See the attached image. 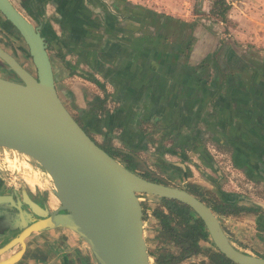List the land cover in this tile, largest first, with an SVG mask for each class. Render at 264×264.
I'll list each match as a JSON object with an SVG mask.
<instances>
[{
	"label": "crops",
	"instance_id": "crops-1",
	"mask_svg": "<svg viewBox=\"0 0 264 264\" xmlns=\"http://www.w3.org/2000/svg\"><path fill=\"white\" fill-rule=\"evenodd\" d=\"M10 1L37 22L57 96L93 141L177 188L264 203L260 22L228 15L238 22L223 35L201 21L206 0ZM234 3L231 15L241 9ZM222 221L234 236L255 225L243 213ZM79 241L65 229L32 233L12 264H85Z\"/></svg>",
	"mask_w": 264,
	"mask_h": 264
},
{
	"label": "water",
	"instance_id": "water-1",
	"mask_svg": "<svg viewBox=\"0 0 264 264\" xmlns=\"http://www.w3.org/2000/svg\"><path fill=\"white\" fill-rule=\"evenodd\" d=\"M0 14L23 40L34 68L32 75L0 49V61L18 79L0 78V148L36 163L47 176L57 200L56 208L51 210L34 203L24 191L21 201L0 195V206L9 205L0 209V215L14 219L19 229L0 247V255L14 246L20 248L0 264L16 262L30 234L52 229L69 230L78 236L95 264H150L143 236L141 196L171 199L189 207L215 248L233 263L264 264L263 258L234 250L213 213L197 198L163 181L140 177L97 146L58 98L38 28L9 0H0ZM136 162L147 171L139 159ZM231 198L251 202L235 194ZM252 204L264 209L262 203ZM11 209L16 211L17 219L9 212Z\"/></svg>",
	"mask_w": 264,
	"mask_h": 264
},
{
	"label": "flooded vegetation",
	"instance_id": "flooded-vegetation-1",
	"mask_svg": "<svg viewBox=\"0 0 264 264\" xmlns=\"http://www.w3.org/2000/svg\"><path fill=\"white\" fill-rule=\"evenodd\" d=\"M10 1V0H9ZM11 2V1H10ZM12 4V2H11ZM12 6L28 21L32 24V26L37 27V22H35V20L32 18V16L30 15V13L22 6L19 7H15L13 4ZM0 26H2L4 29H6L7 31H11L14 37L17 38L18 41H20V43L22 44V46L25 48L26 50V55H27V49L26 46L23 42V40L21 39V37L19 36V34L16 32V30L9 24V22H7L2 15L0 14ZM10 32V33H11ZM38 32H39V28H38ZM40 34V33H39ZM12 36V38H13ZM41 36V35H40ZM44 41V40H43ZM45 43V42H44ZM46 45V43H45ZM0 49H2L4 52H6L7 54H9L11 57H13L25 70H27L17 59L16 57L10 53L9 50L5 49L4 47L0 46ZM46 52H47V46H46ZM48 55V54H47ZM27 59L29 60V63L31 65L30 62V58L27 55ZM49 59V58H48ZM32 66V65H31ZM34 69V68H33ZM28 71V70H27ZM29 72V71H28ZM3 73L5 75V78L8 76H12L13 80L18 81L17 77L14 76L10 70L0 61V78H2ZM30 73V72H29ZM32 74V73H30ZM8 75V76H7ZM34 75V74H32ZM55 88V87H54ZM56 91V89H55ZM66 109V108H65ZM67 110V109H66ZM67 112L71 115V117L75 120V122L78 124L76 118L67 110ZM78 126L83 130V128L78 124ZM84 131V130H83ZM85 132V131H84ZM86 133V132H85ZM87 134V133H86ZM88 136V134H87ZM89 137V136H88ZM90 138V137H89ZM91 139V138H90ZM92 140V139H91ZM93 141V140H92ZM97 146H99L101 149H103L105 152L106 151H117V150H113L110 147H105L99 143H96L95 141H93ZM118 152V151H117ZM107 153V152H106ZM108 154V153H107ZM21 155V154H20ZM127 156V155H126ZM128 157V156H127ZM114 158V157H113ZM116 159V158H115ZM120 159V158H119ZM132 159L130 157H128V159H120L119 162L126 167L129 171L140 175V177L146 179V180H151V181H155L157 183H161L162 180H156L153 179L152 175L150 173V171L146 168L147 171H144L143 169H137L136 171L134 170V167H131L130 165L133 164ZM142 170V171H141ZM164 182V181H163ZM166 183V182H165ZM168 184V183H166ZM170 185V184H168ZM189 185H195L193 183H187V185L184 188H178V189H182L186 192H188V186ZM36 186V185H34ZM172 187H175L173 185H170ZM37 187V186H36ZM177 188V187H175ZM202 188V187H200ZM203 189V188H202ZM22 191L25 192L24 189L19 188L18 190H15L13 187L11 189L6 190L5 188H3V182L0 180V195H9L12 197V199L14 201H21L22 198ZM220 192V191H219ZM28 193V197L34 202L37 203L38 205H44L43 202L41 201V199L38 196H31L29 192ZM189 193V192H188ZM224 193V192H221ZM190 194V193H189ZM224 194H229L230 196L232 195V193H224ZM193 196V195H192ZM144 197H151V196H144ZM155 200L157 201V203L154 205V207L152 209L155 208H159V201L157 199V197H154ZM196 198V197H195ZM198 199V198H197ZM199 200V199H198ZM200 201V200H199ZM231 203L237 204L238 206H244V207H252V209H255V213L254 212H248L247 214H251L254 215V219H255V226H258L259 230H251L249 227L245 228L244 230L242 229V231H240V234L237 236H234L233 234H231L229 232L228 229L225 228V225L223 224L222 219L225 218H237L239 217L240 214L236 216H217L215 215L209 208V210L213 213V215L215 216V218L217 219V221L219 222L220 228L223 232V234L225 235L228 243L231 245V247L236 250L239 253L242 254H246L249 256H253V257H257V258H263L264 259V255L260 254V246L264 247V237L262 236V232H264V209H262L261 207L259 208L258 206L254 205V204H242V202H239L238 200H235L234 198H232L231 200H229ZM201 202V201H200ZM205 206L206 204L204 202H202ZM264 204V203H263ZM184 205V204H183ZM186 206V205H185ZM9 207V205H1L0 209L2 208H6ZM22 207L26 209V206L22 204ZM207 207V206H206ZM189 208V207H188ZM208 208V207H207ZM151 209V210H152ZM190 209V208H189ZM151 210H150V218L153 219V221L155 222V224L157 225V229L155 231V234L157 235V237L159 238V243L160 246H157V249H155L154 251H148L149 253V258H150V264H214L210 259L209 256L213 253H219V251L215 248V246L213 245V243L211 242L202 222L200 221V219L194 214L192 215V219L190 220L189 223L192 224H198V221H200L201 223V227L200 231H202L203 237L202 238H198V240L196 241L195 246H193L190 243V240L183 237V229L176 227V229H174V234H176L177 239H173V238H169L167 234L162 233L160 231V227L157 223V221L154 219V217L151 215ZM165 212V210H163ZM11 214H13L12 216H15L14 218L17 219V215H16V211L15 210H10L9 211ZM243 214L247 215L246 213L243 212ZM144 215H145V210H144ZM32 218H36V216H34L33 214H31ZM145 217V216H144ZM17 224L14 222V219L9 220L8 217L0 215V233L4 234H10L11 237L9 240L4 241L2 245H4L5 243H7L8 241H10L14 236H16L19 232V229L16 228ZM173 225V224H172ZM11 226H14V228H11ZM13 248V247H12ZM196 249V250H195ZM221 254V253H219ZM222 255V254H221ZM223 256V255H222ZM224 257V256H223ZM225 258V257H224ZM226 260H228L227 258H225ZM157 261V263H156ZM230 262V264H235L232 261L228 260Z\"/></svg>",
	"mask_w": 264,
	"mask_h": 264
},
{
	"label": "rangeland",
	"instance_id": "rangeland-1",
	"mask_svg": "<svg viewBox=\"0 0 264 264\" xmlns=\"http://www.w3.org/2000/svg\"><path fill=\"white\" fill-rule=\"evenodd\" d=\"M207 1L208 0H206L205 3H207V5H208ZM226 1H228L230 3V10H231L232 9L231 3L232 2L234 3V0H226ZM241 2L242 3H240V4L234 3V5L237 7L241 6V9H239V10L234 9L236 11V13H234L232 15H231L230 10H229L228 15H230L231 17L236 16L235 18H238L241 21H242V19H240V18L248 20L247 18L250 17L248 22H250L251 20H254V21L256 20V21L260 22V40H264V0H260V4L257 0H242ZM245 5H247V7ZM257 6L260 7V12H257L256 9H254ZM227 18H228V16H227ZM235 20L236 19H234V18H228L227 22H223V21H217V22L215 21L214 22L213 19L209 18L208 13L206 12L204 14V16H202L201 21L205 22L207 25L210 24L211 26H213V28L218 26L216 28H218V30L221 32V34L225 35V34H228L227 32L229 31L227 29V27H229V29H230V27L235 26V24L232 23ZM236 22H238V21H235V23ZM219 23H221V24H219ZM236 30H237V33H234L233 32L234 30H232V32L237 36H239L240 33H245L243 31L244 29H241V28H239V29L236 28ZM10 32L11 31H7L2 26H0V46L9 50L10 53H12L16 57V59L30 73L34 74V69L30 65L29 60L27 59L25 48L22 46L20 41H18L17 38L13 36L14 33H12V32L10 33ZM12 36H13V38H12ZM2 78H5L4 73H3ZM6 79H12L13 80V77L8 76V77H6ZM5 154H7V155H5ZM116 160L119 161L120 159L116 158ZM5 162H6V164H5ZM16 162H18V165L16 164ZM30 162H31L30 165H32L31 169L33 171H35V175L30 172L31 170L29 168L26 167L22 155H20L19 153H16L15 151H12V150L8 151L6 149L0 148V180L3 182V188H5L6 190L11 189L12 187L15 190H18L19 188L24 189L25 192H29L31 196H35V195L38 196L41 199V201L43 202V204L47 206L46 203L50 204L49 196H51V194H50L51 184H50L47 176L38 167V165L32 161H30ZM6 165H8V166H6ZM34 185H36L37 187ZM204 190H206V189H204ZM207 191H209V190H207ZM140 198H142L141 206L143 209V216H144V210H145L144 219L142 217L144 240H145V243L147 246V250L154 251L155 249H157V246H160V243H159V238L155 234V231L157 229V225L155 224L153 219L150 218L149 215H150V210L154 207V205L157 203V201L153 198H150V197L146 198L144 196H141ZM56 203H57V201H53L50 204L51 208H54ZM247 204H249V203H247ZM56 206H57V204H56ZM246 224L250 225V226H243V225H238V226H239V228H242V229L243 228L245 229L247 227H249L250 229H254V228L257 229L256 226L251 224V223H246ZM10 237H11V235L7 234L5 239L3 238V240L0 243L2 244L4 241L10 239ZM79 240H80L79 242H81L83 244V242L80 238H79ZM1 244H0V247H1ZM83 246H84L83 248L85 250V257L87 258V262H85V264H95L93 262L91 256H90V253H89L87 247L84 244H83ZM260 254L264 255V247L263 246H260Z\"/></svg>",
	"mask_w": 264,
	"mask_h": 264
},
{
	"label": "trees",
	"instance_id": "trees-1",
	"mask_svg": "<svg viewBox=\"0 0 264 264\" xmlns=\"http://www.w3.org/2000/svg\"><path fill=\"white\" fill-rule=\"evenodd\" d=\"M208 16L213 21L227 22V16L230 10V3L226 0H208ZM110 156L114 158H120L122 160L128 159L125 154L117 151H106ZM191 195L198 198L201 202H204L208 208L217 216H236L239 213L254 212L252 207L238 206L231 203V196L229 194L221 193L217 190L207 191L196 185H189L187 190ZM155 199L154 197H150ZM159 201V208L151 210V215L157 221L160 231L168 235L169 238L177 239L174 234L176 227L183 229V237L190 240V243L195 246L198 238H202L203 234L200 231L201 223L198 224L189 223L192 219L193 212L185 205L166 198H157ZM165 210V212L163 211ZM145 216V215H144ZM143 216V219H144ZM173 224V225H172ZM196 250V249H195ZM209 259L214 264H230L221 254L213 253L209 256ZM85 262L86 260L83 259ZM84 262V263H85ZM157 263V261H156Z\"/></svg>",
	"mask_w": 264,
	"mask_h": 264
},
{
	"label": "bare ground",
	"instance_id": "bare-ground-1",
	"mask_svg": "<svg viewBox=\"0 0 264 264\" xmlns=\"http://www.w3.org/2000/svg\"><path fill=\"white\" fill-rule=\"evenodd\" d=\"M9 151V150H8ZM5 155H7V154H5ZM23 157V160H24V163H25V165H26V167L27 168H29L31 171V173H33L34 175H35V171H33L32 169H31V167H32V165H30L31 164V162H30V160H28L26 157H24V156H22ZM29 172V173H30ZM35 177V176H34ZM50 194H51V199H49V201H50V204L53 202V201H57L56 200V198L53 196V194L50 192ZM49 198H50V196H49ZM47 204V208L48 209H51V210H53L54 208H56L55 206H56V204H55V206H54V208H51V205L50 204H48V203H46ZM14 256V255H13ZM10 257H12V256H10Z\"/></svg>",
	"mask_w": 264,
	"mask_h": 264
},
{
	"label": "built area",
	"instance_id": "built-area-1",
	"mask_svg": "<svg viewBox=\"0 0 264 264\" xmlns=\"http://www.w3.org/2000/svg\"><path fill=\"white\" fill-rule=\"evenodd\" d=\"M5 160V159H4ZM22 160V159H21ZM5 164H6V162H5ZM16 164L18 165V162H16ZM6 166H8V165H6ZM140 199V202H142V198H139Z\"/></svg>",
	"mask_w": 264,
	"mask_h": 264
}]
</instances>
